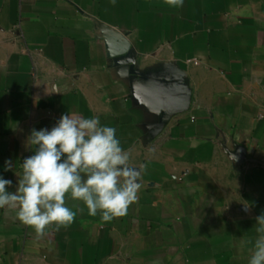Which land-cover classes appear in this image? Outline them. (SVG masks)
Returning <instances> with one entry per match:
<instances>
[{
    "label": "crops",
    "instance_id": "0c3cea01",
    "mask_svg": "<svg viewBox=\"0 0 264 264\" xmlns=\"http://www.w3.org/2000/svg\"><path fill=\"white\" fill-rule=\"evenodd\" d=\"M65 113L117 129L138 199L39 240L0 210V264H248L264 213V0H0L10 191L31 130Z\"/></svg>",
    "mask_w": 264,
    "mask_h": 264
},
{
    "label": "clouds",
    "instance_id": "9594fccd",
    "mask_svg": "<svg viewBox=\"0 0 264 264\" xmlns=\"http://www.w3.org/2000/svg\"><path fill=\"white\" fill-rule=\"evenodd\" d=\"M115 4V0H112ZM170 7H183L184 0H164ZM27 144L34 154L23 159L14 191L12 180L0 176V210L6 217L31 228L37 240L69 228L87 209L107 223L124 217L138 199L141 171L130 165V155L117 136V129L102 124L98 116L62 114L49 130L33 128ZM15 165L5 161V170ZM142 164L140 169H146ZM66 200L84 207L70 208ZM257 236L248 264H264V213L255 217ZM153 264H160L154 260Z\"/></svg>",
    "mask_w": 264,
    "mask_h": 264
},
{
    "label": "built area",
    "instance_id": "2783aa9c",
    "mask_svg": "<svg viewBox=\"0 0 264 264\" xmlns=\"http://www.w3.org/2000/svg\"><path fill=\"white\" fill-rule=\"evenodd\" d=\"M50 130V129H49Z\"/></svg>",
    "mask_w": 264,
    "mask_h": 264
}]
</instances>
